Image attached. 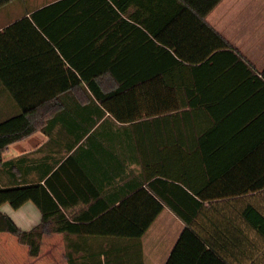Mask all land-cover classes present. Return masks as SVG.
<instances>
[{
    "label": "trees",
    "instance_id": "trees-1",
    "mask_svg": "<svg viewBox=\"0 0 264 264\" xmlns=\"http://www.w3.org/2000/svg\"><path fill=\"white\" fill-rule=\"evenodd\" d=\"M16 1L0 0V10ZM147 1L63 0L0 32V82L10 92L7 100L0 101V106L8 108L0 113V173L22 176L26 157L4 162L3 155L38 132L47 135L50 143L60 128L80 133L78 142L69 147L70 153L83 137L105 139L108 143L103 147L111 146L115 158L132 161L142 174L135 196L119 208L135 198H147L150 207L143 222L135 218L123 229H102L101 234L140 240L166 206L187 227L168 264H176L178 255L188 252L196 257L193 262L187 258L185 264H233L224 256L231 244L216 247L207 237L206 222H199L204 205L262 191L264 179L250 178L249 165L244 170L255 147L235 145L247 131L220 130V124L212 123L215 117L206 112L204 94L214 86L207 83L208 78L220 76L232 69L228 64L240 62L229 41L206 22L222 0ZM172 11L194 14L196 34L167 32L165 25L159 30L162 15ZM78 31L83 39L71 44L79 42L84 48L68 49L67 40ZM24 42L50 48L52 68L21 65L30 57L20 51L27 45ZM46 75L53 81H45ZM67 106L92 111L70 113ZM92 115L94 122H90ZM207 121L211 122L208 126ZM98 123L101 126L95 128ZM260 141L264 143V137ZM260 147L264 149V144L255 150ZM62 168L34 184H24L22 179L16 185L0 186V208L9 204L19 210L32 202L42 214L38 226L23 231L0 210V233L16 236L29 247L32 257L39 256L47 231H74L53 190L52 178ZM240 171L245 177H238ZM242 217L245 264H261L264 257L251 256L264 252V212L247 205Z\"/></svg>",
    "mask_w": 264,
    "mask_h": 264
},
{
    "label": "crops",
    "instance_id": "crops-1",
    "mask_svg": "<svg viewBox=\"0 0 264 264\" xmlns=\"http://www.w3.org/2000/svg\"><path fill=\"white\" fill-rule=\"evenodd\" d=\"M60 1L63 0L13 2L0 10V32L12 23L30 18L34 11ZM132 9L134 7H131ZM195 17L190 12H168L160 18L163 23L161 26L160 22L159 30L165 25L168 26L167 32L194 35L198 29ZM206 18V22L229 41L234 52L240 57V62L228 64L232 69L220 76H210L208 82L206 81L214 84L213 88L204 94L206 112L210 111L215 117L212 123L220 124V130L247 131L235 145L244 148H256L260 144L262 146L264 143H260V140L264 137V0H222ZM80 35L83 34L78 31L75 38L69 37L68 49L78 51L84 48L79 42L71 44L83 39ZM23 45L25 46L20 51L30 57L21 65H43L45 68H52L53 52L50 48H40L28 42ZM219 65L222 68L227 66ZM217 67L219 70L220 66ZM43 79L53 81L52 76L48 75ZM5 90L0 82L2 102L10 95V92ZM65 109L70 113L92 111L91 108L82 109L77 106H67ZM7 111L8 108L0 106V113ZM108 117L107 114L104 118ZM95 120L92 115L90 122ZM210 123L207 121V126ZM98 126H101V123L95 128ZM80 136L82 135L78 132H68L60 128L59 134L50 143L47 135L38 132L7 150L14 149L16 155L8 160L3 159L4 162L21 157H26L27 160L22 168V176L17 172H14L17 177L5 171L0 173L1 187L16 185L21 183L22 179L24 184H34L48 179L60 166L63 167L57 172V176L52 178L53 190L62 201V213L65 219L74 225V231H47L38 257H32L29 247L21 244L16 236L0 233V264H71L70 259L77 264H168L187 228L169 207L165 206L163 213L140 240L101 234L106 229H123L127 223L135 221V218L136 222H143L150 204L147 198H135L130 200L128 206L119 208L123 202L135 196V187L142 181L140 167L132 161L115 158V149L111 146L103 147L108 143L105 139L88 140L83 137L70 153L69 147L74 142L76 144ZM23 143L26 146H20ZM255 148L254 155L246 160L243 166L244 170L247 165L251 167L248 171L250 178L263 180L264 149ZM261 151V155H255ZM51 168L52 173L48 174ZM238 177H245V172H238ZM247 205H253L264 212V190L249 193L243 198L205 203L204 216L199 219V222H206L207 237L216 247L223 243H227L228 247L231 244L224 256L233 264H245L247 257L244 245L245 219L242 217ZM0 210L11 217L23 231H30L42 222V214L32 202L19 210L12 209L9 204L3 205ZM195 257L194 253H180L176 264H185L187 258L190 259L188 262H193L192 258ZM251 257L263 258L264 254L254 252Z\"/></svg>",
    "mask_w": 264,
    "mask_h": 264
},
{
    "label": "rangeland",
    "instance_id": "rangeland-1",
    "mask_svg": "<svg viewBox=\"0 0 264 264\" xmlns=\"http://www.w3.org/2000/svg\"><path fill=\"white\" fill-rule=\"evenodd\" d=\"M13 14V13H12ZM20 146H26V144L25 143H23V144H21ZM15 155H16V153H15V151H14V149H11V151H6L5 153H4V155H3V159L4 160H8V159H11V158H13V157H15ZM9 207V206H8ZM10 208V207H9ZM260 247H262V246H260ZM264 247H262V249H263ZM263 254H264V252H263ZM261 261V264H264V259H262V260H260Z\"/></svg>",
    "mask_w": 264,
    "mask_h": 264
}]
</instances>
